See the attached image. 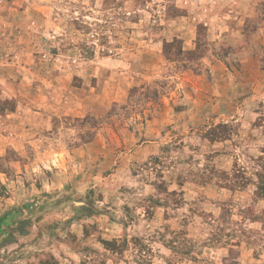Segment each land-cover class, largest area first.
Returning a JSON list of instances; mask_svg holds the SVG:
<instances>
[{"label":"rangeland","instance_id":"1","mask_svg":"<svg viewBox=\"0 0 264 264\" xmlns=\"http://www.w3.org/2000/svg\"><path fill=\"white\" fill-rule=\"evenodd\" d=\"M7 211L0 264H264V0H0Z\"/></svg>","mask_w":264,"mask_h":264},{"label":"trees","instance_id":"2","mask_svg":"<svg viewBox=\"0 0 264 264\" xmlns=\"http://www.w3.org/2000/svg\"><path fill=\"white\" fill-rule=\"evenodd\" d=\"M11 212H13V211H7V212H5V213L3 214V216H1V218H0V219H1V220H3V219H6V218H8V217L11 215ZM13 217H14V216H13ZM13 217H12V218H10V220H9V221H12V222H13V219H14ZM139 264H143V263H142V261H140V263H139Z\"/></svg>","mask_w":264,"mask_h":264},{"label":"crops","instance_id":"3","mask_svg":"<svg viewBox=\"0 0 264 264\" xmlns=\"http://www.w3.org/2000/svg\"><path fill=\"white\" fill-rule=\"evenodd\" d=\"M37 138H40V135H39V136H37ZM2 216H3V215H2ZM0 218H1V217H0ZM3 220H4V219H3ZM3 220H1V219H0V223H1Z\"/></svg>","mask_w":264,"mask_h":264}]
</instances>
